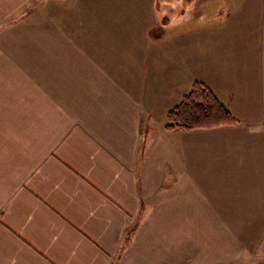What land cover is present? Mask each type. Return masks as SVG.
I'll return each mask as SVG.
<instances>
[{
    "label": "crops",
    "instance_id": "1",
    "mask_svg": "<svg viewBox=\"0 0 264 264\" xmlns=\"http://www.w3.org/2000/svg\"><path fill=\"white\" fill-rule=\"evenodd\" d=\"M186 1L0 0V264H264V0ZM195 81L241 123L167 129Z\"/></svg>",
    "mask_w": 264,
    "mask_h": 264
},
{
    "label": "trees",
    "instance_id": "2",
    "mask_svg": "<svg viewBox=\"0 0 264 264\" xmlns=\"http://www.w3.org/2000/svg\"><path fill=\"white\" fill-rule=\"evenodd\" d=\"M167 129H211L239 125L241 121L202 81H195L190 90L172 107L166 116Z\"/></svg>",
    "mask_w": 264,
    "mask_h": 264
},
{
    "label": "rangeland",
    "instance_id": "3",
    "mask_svg": "<svg viewBox=\"0 0 264 264\" xmlns=\"http://www.w3.org/2000/svg\"><path fill=\"white\" fill-rule=\"evenodd\" d=\"M205 1L207 2L208 9H214L220 11L221 15L225 16L230 11L237 10L238 7L243 4L247 9H251L255 5H251L250 3H253L257 0H201V3L204 4ZM148 2V1H147ZM186 0H156L155 5V12L158 14L157 19V26L153 28L155 32H158L161 37H163V34L168 33L165 37H167V41H163L164 43H169L170 46V29H179L182 28L184 25L189 24L186 20V18H189L192 11H188V13L185 15V8H189V5H186ZM151 1L149 4H146L144 6V11L146 12V7L151 6ZM203 6V5H201ZM197 8V6H196ZM217 14V13H215ZM185 15V16H184ZM212 15V14H209ZM217 18H213L218 19ZM208 23H209V17H208ZM153 31V32H154ZM162 41H159L160 44H164ZM169 54V53H168ZM170 55V54H169Z\"/></svg>",
    "mask_w": 264,
    "mask_h": 264
}]
</instances>
